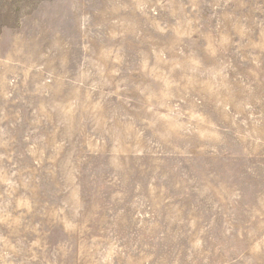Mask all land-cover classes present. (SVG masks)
Masks as SVG:
<instances>
[{
  "label": "rangeland",
  "instance_id": "obj_1",
  "mask_svg": "<svg viewBox=\"0 0 264 264\" xmlns=\"http://www.w3.org/2000/svg\"><path fill=\"white\" fill-rule=\"evenodd\" d=\"M0 264H264V0H0Z\"/></svg>",
  "mask_w": 264,
  "mask_h": 264
}]
</instances>
